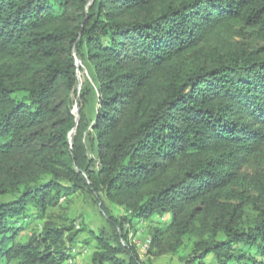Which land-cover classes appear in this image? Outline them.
Masks as SVG:
<instances>
[{"label":"trees","instance_id":"1","mask_svg":"<svg viewBox=\"0 0 264 264\" xmlns=\"http://www.w3.org/2000/svg\"><path fill=\"white\" fill-rule=\"evenodd\" d=\"M154 216L148 254L264 264V0H0V264H147Z\"/></svg>","mask_w":264,"mask_h":264},{"label":"rangeland","instance_id":"2","mask_svg":"<svg viewBox=\"0 0 264 264\" xmlns=\"http://www.w3.org/2000/svg\"><path fill=\"white\" fill-rule=\"evenodd\" d=\"M79 69L83 71L78 73V90L81 89L83 83L89 79L88 72L86 68L82 65L80 61H77ZM75 102H78V98L74 97ZM79 106L78 103L75 105V113L78 115ZM245 171L254 174L257 170V165L255 163H249L248 166L244 168ZM110 213L116 219H121L123 217V211L112 205L109 202L105 203ZM56 219L61 220L65 217H69L76 221L78 228L85 227L86 231H92L95 234H100L102 232L109 234L111 233V228L106 216L102 213L100 206L96 203L93 198H85L80 194H76L68 199H66L61 207L55 209L52 213ZM60 220V221H61ZM170 221V216H165L160 218L154 216L150 221L136 223L130 232V238L132 243L136 246L141 259L147 264H182V259L185 258L191 251V243L186 241L185 246L175 255H163L159 256L157 254H148V249H144L146 241L148 240V248L150 246V229L151 227H156L164 224H168ZM136 230V234L134 231ZM89 237L87 232H84L80 236V242H83ZM78 253L76 256L66 264H92V256L95 251V243L92 241L89 245L80 244L77 246ZM81 251V253H79ZM156 253V252H155ZM261 260V259H260ZM213 257L209 256L207 258L206 264H212Z\"/></svg>","mask_w":264,"mask_h":264},{"label":"built area","instance_id":"3","mask_svg":"<svg viewBox=\"0 0 264 264\" xmlns=\"http://www.w3.org/2000/svg\"><path fill=\"white\" fill-rule=\"evenodd\" d=\"M144 249H148V240L146 241V244L144 246Z\"/></svg>","mask_w":264,"mask_h":264}]
</instances>
